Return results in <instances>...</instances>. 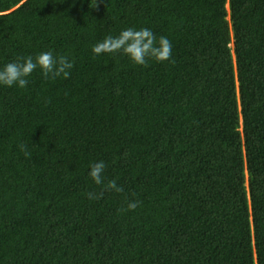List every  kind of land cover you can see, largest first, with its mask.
I'll return each instance as SVG.
<instances>
[{
	"label": "trees",
	"instance_id": "trees-1",
	"mask_svg": "<svg viewBox=\"0 0 264 264\" xmlns=\"http://www.w3.org/2000/svg\"><path fill=\"white\" fill-rule=\"evenodd\" d=\"M128 28L175 63L92 52ZM46 51L0 85V264H264V0H0V68Z\"/></svg>",
	"mask_w": 264,
	"mask_h": 264
},
{
	"label": "clouds",
	"instance_id": "clouds-1",
	"mask_svg": "<svg viewBox=\"0 0 264 264\" xmlns=\"http://www.w3.org/2000/svg\"><path fill=\"white\" fill-rule=\"evenodd\" d=\"M90 7H92L91 4ZM95 7H97V3ZM92 52L97 56L105 53L123 54L129 57L135 65L144 68L149 67L150 60L175 63L172 57L171 41L165 36H160L157 39L156 35L148 28L140 30L128 28L121 31L118 36L108 35L92 47ZM73 67L74 61L70 60L67 55L55 56L51 51L39 53L35 58L31 55L17 57L15 61L0 68V85L26 88L29 83L28 77L38 68L45 79L55 80L61 76L67 79L70 78ZM19 147L26 157L31 155L26 145L21 144ZM105 168L106 165L103 161L91 165L89 176L96 185L102 186V190L98 193H87L89 200L102 199L105 191L118 193L123 191L122 186H119L115 179L105 183L103 175ZM140 203L138 200L131 201L126 210L134 211Z\"/></svg>",
	"mask_w": 264,
	"mask_h": 264
}]
</instances>
